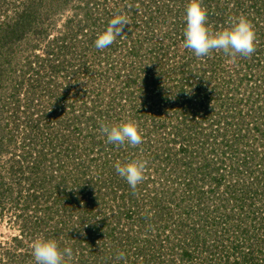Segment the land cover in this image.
Masks as SVG:
<instances>
[{"label": "rangeland", "instance_id": "1", "mask_svg": "<svg viewBox=\"0 0 264 264\" xmlns=\"http://www.w3.org/2000/svg\"><path fill=\"white\" fill-rule=\"evenodd\" d=\"M182 1L183 4L176 0H0V24L16 23V12L25 8L31 12L24 36L0 45V181L4 183H0V264H23L22 260L28 264L32 259L31 253L28 259L19 256L20 260L8 261L5 251L25 254L34 241L27 237L20 246L12 240L20 233L14 219L16 207L11 203L18 183L10 163L13 154L21 153L24 137L35 140L24 123L31 112L24 110L31 94L30 80L35 78L42 85L49 81L59 90L67 89L76 106L85 102L92 108L86 116H98V111L102 114L95 125H88L75 108L80 118L78 127L83 128L80 134H72L77 151L85 146L84 140L90 142L85 146L88 148L91 140L87 136L95 135L112 155L122 152L121 163L146 161L143 181L148 190L145 194L140 191L143 197L137 196L138 211H148L145 223L141 228L136 221L126 227L134 239L130 240L131 247L127 246L131 262L141 264V257L146 256L148 264H235L245 256L244 264H264V2L259 0L254 6V0H239L242 4L237 7L235 0H207L211 10L226 9L225 28L232 17L244 16L256 35V50L250 57L232 60L214 50L208 55L213 60L211 67L179 40L189 0ZM202 6L206 8L208 3ZM180 8L182 13L178 12ZM117 13L129 18V26L112 45L100 50L95 39ZM208 19L210 32L224 29L220 22L217 28L214 25L217 18L210 23ZM63 37L66 41L62 45L59 38ZM133 46L136 55L128 54ZM35 55L40 57L38 61ZM28 61L35 64L31 69ZM130 74L137 78L127 87ZM150 74H157L158 87L151 86ZM153 97L155 105L151 103ZM42 98L47 100L45 95ZM111 99L114 102L110 103ZM15 100L24 107L14 111ZM123 121L138 127L141 144L111 147L100 125ZM48 126L45 120L39 128L44 134L55 133L56 128ZM35 132L37 136V129ZM33 143L39 148L45 136ZM100 147L103 146L90 153L100 158L98 161L112 165L111 154L105 156ZM49 150L45 152L52 156ZM135 152L141 157L131 158ZM169 153H177L179 161L174 162L173 157L169 160ZM75 163L71 162L68 170ZM114 165L102 178L110 177ZM72 171L67 175L69 185L77 175ZM21 187L24 190L26 183L22 182ZM72 190L73 198L81 196L76 193L78 187ZM154 195L159 202L153 200ZM146 197L150 203H144ZM105 199L106 205L113 204L110 195ZM155 203L159 204L158 210H154ZM67 206L72 208L69 214H79L74 200ZM65 213L56 215L59 218ZM118 229L114 231L115 240L98 241L120 249L122 240L118 237L123 236ZM55 241L69 244V240ZM136 247L142 251L138 256L133 250Z\"/></svg>", "mask_w": 264, "mask_h": 264}, {"label": "trees", "instance_id": "2", "mask_svg": "<svg viewBox=\"0 0 264 264\" xmlns=\"http://www.w3.org/2000/svg\"><path fill=\"white\" fill-rule=\"evenodd\" d=\"M258 1L259 0H254L252 5L256 6V2ZM260 1L264 2V0ZM176 2L183 4L182 0H176ZM204 2L208 3V7L205 8L207 10V17L210 18V20L208 19V23L211 22L212 18H217V21L214 22L216 28L221 23L223 24V28H225L224 18L227 16L225 12L226 9L214 7L213 10H211V5H209L210 1L207 2V0H203L202 3ZM235 3L237 7L242 4L239 0H235ZM157 8L161 9L163 6H157ZM27 9L28 8H25L21 12H16V23L10 24V22H5L0 24L1 46L12 43L24 36L27 31L26 27L31 21H28L31 12ZM134 10L136 14L137 8ZM178 12L182 13L181 8ZM227 14L229 15V13ZM148 22L149 20L147 19L145 23L148 24ZM183 39L184 36L182 33L179 36L181 43L183 42ZM59 40L62 41L63 45L66 38H59ZM175 43H178V41ZM167 47L168 49L170 48L169 46ZM167 52V49H165V53ZM132 53H134L133 55H136L137 53V49H134V46L128 51V54ZM208 57L209 56L207 55L198 59H200L199 61H206L207 65H211L212 67V65H214L213 60H209L210 58ZM35 58L37 59L36 61H38L40 57L35 55ZM26 64L29 69L32 68V64L35 65L32 61H28ZM51 67V70L54 71L55 67ZM35 68L34 71H36ZM138 68L140 69V66ZM139 71H141V69ZM146 73L147 71H144V75H146ZM156 75L155 77L151 75V86H153V88L158 87ZM136 78L137 75H131L125 82L127 87H130L132 83H135ZM40 83L36 78L30 80L31 94L27 97L29 102L25 103L26 109H24L26 111H31L27 114V119H25L24 123L25 129L29 131V133L34 134L35 140H27L26 137H24L23 141L25 142L27 140L28 144L24 145L23 142L21 153L13 154L14 156L10 163V168L13 172L12 174H16L18 183V188H16L17 191L14 192V198L11 203L16 207V215L14 216V219L18 223L17 227L20 233L19 235L12 236V240L20 246L23 243L22 240H25L27 237H29V240H35L36 238L69 240L67 246H64L61 242L58 244L61 249L65 247H70L72 249L73 257L69 264H123V262L126 264H134L133 261L131 262L129 260L130 256H128L127 253L129 252L128 248L131 247L129 246L131 243L130 240L134 239L128 234L129 231L126 227L130 224L132 225V222L135 221L140 228L144 226L147 215L146 213L148 211L143 213L138 211L140 197L138 198L137 196H139L142 191H144V194L147 192V183L142 181L137 185L136 189L133 190L125 179L119 177L118 173H115V169L114 171H111V173L109 172L110 177L108 179L104 177L102 178L104 173L110 171V168L112 169L113 164H116L117 161L121 162L120 156L122 152L118 151L117 154L112 155L111 152L106 149V146L104 145L105 142L100 138H96L95 135L87 136L91 140V145L88 148L85 146L89 145L90 142L84 140V143H86L85 146L80 148L82 149L81 151H77L78 145L72 135L76 131L81 132L83 130L80 126L78 127L79 123H77V121L80 120V118L77 113V115L74 113L76 112V107L81 111L80 114L88 125H91L90 123L95 125L96 122L101 119L102 114L98 111V116H86L85 113H87V111L90 112L92 108L86 106L85 102H82V105L76 106V100L70 97L67 89H65V91H63V89L59 90L57 86L53 85L54 83L52 84L49 81L44 82L43 85ZM43 95L47 97L46 101H43ZM161 95L162 94L158 92L157 96L161 97ZM157 96L155 98H157ZM155 98L153 97L152 101ZM113 99L110 100V103H112ZM64 101L66 104H63ZM156 101L157 100L151 102L152 105H155ZM186 102H188V100H186ZM14 105V111H18L24 107L20 105L18 100H15ZM151 108L155 109L156 112L159 111L158 107L155 108L151 106ZM154 114L156 115L155 112ZM33 116H36L37 118L33 119ZM45 120L49 123L48 127L54 126L56 128L55 133L52 134L51 132H46L47 134H44L45 132L39 128L41 126V121ZM34 121L36 122L34 123ZM33 126L36 127L34 128ZM70 126L71 129L69 130ZM36 129L37 136H35ZM62 129L64 132H62ZM79 132L78 134H80ZM41 135L45 136V143L39 148H35L37 144L33 143L32 145L31 143L33 141L37 142ZM173 141H175V139H173ZM64 144L67 145L64 146ZM144 144L145 142L143 145ZM46 145L50 147L48 149L53 153L52 156L48 155V152H45L46 150L48 151ZM100 145L103 146L100 147V149L104 148L105 156L109 155V153L111 154L110 157L114 160L112 165L108 164L109 161H98L100 158L97 156L96 158L90 153L94 151V148H97ZM110 145L112 148L115 146V144L112 143H110ZM181 150H183V148ZM177 152L179 153V150ZM70 153H72L73 156H71ZM83 153L86 154V157L83 156ZM135 153L136 154L133 155L131 154V158L134 157V155L136 158L141 157L140 153ZM176 155L177 153H169L168 159L170 160L173 157L172 160L178 162L179 159L175 157ZM68 159H71V161H68ZM74 161H77V163H75L71 169L73 170L72 173L74 172L77 175L74 176L73 183L69 185L70 178L67 175L70 174L71 169L68 170L67 167L71 165V162L74 163ZM22 182L26 183V188H24V190L21 187ZM0 183L4 184L1 181ZM216 185L218 184L216 183ZM73 187H78L76 193L81 194L79 198L77 197L78 194H76L74 198L71 196L74 193L72 190ZM6 190H9V188L7 187ZM0 194L3 195V190ZM144 194H141V197H143ZM9 195H12L10 194V191ZM106 195H110L111 202H113L110 206L106 205ZM148 196L149 194L147 197ZM147 197L145 198L144 203H150L147 200ZM152 198L155 201H160L155 195ZM72 200H74L75 204L74 209H78L79 212V214L75 216L68 213L72 208H68L67 203H72ZM158 206L159 204L155 203L154 210H156ZM135 208H137V211ZM58 212L67 213L60 214V217L58 218V215H56ZM73 218H75V221L72 220ZM124 220L125 222L122 223ZM117 229L120 231V235L123 236V238L120 236L118 237L119 240H122L120 249H116L114 245L108 247L106 242L98 241L115 240V238L113 239V235L114 231ZM168 236L165 234L167 240L169 239ZM127 240L128 242H126ZM145 240L149 239L146 238ZM122 244L126 245L122 246ZM133 250L136 256L142 253V251H140L141 249L138 247ZM120 252L124 253L123 259L118 258V253ZM31 253L32 248L27 247L25 254L22 252H11L7 250L5 251V256L9 259L8 261H11L10 259L17 260L19 256H23L22 259H28L31 256ZM31 258L32 259L28 264H36L34 257L32 256ZM141 259V264H148V258L146 256L141 257ZM245 259V256H241V258L236 260L235 264H244ZM22 262L25 264V261L22 260Z\"/></svg>", "mask_w": 264, "mask_h": 264}, {"label": "clouds", "instance_id": "3", "mask_svg": "<svg viewBox=\"0 0 264 264\" xmlns=\"http://www.w3.org/2000/svg\"><path fill=\"white\" fill-rule=\"evenodd\" d=\"M184 18L186 24L183 47L192 51L198 58L205 57L215 50L235 60L237 56L250 57L256 50L253 25L244 16L232 17L228 27L212 33L207 26V10L202 6L201 0H189ZM129 23L126 15L114 14L107 27L98 33L95 46L103 50L112 45L116 38L125 32L124 29ZM100 130L109 143L118 146L127 144L135 147L142 143V134L131 121L101 124ZM114 167L133 190L145 178L146 161H117ZM32 256L36 264H69L73 252L70 247L61 249L55 240L36 238L32 243ZM118 258L123 259L124 253H118Z\"/></svg>", "mask_w": 264, "mask_h": 264}]
</instances>
